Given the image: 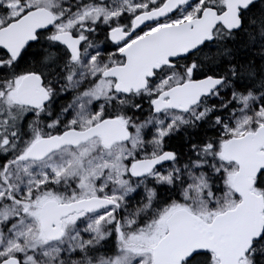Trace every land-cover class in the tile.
Instances as JSON below:
<instances>
[{
	"label": "snow or ice",
	"instance_id": "snow-or-ice-1",
	"mask_svg": "<svg viewBox=\"0 0 264 264\" xmlns=\"http://www.w3.org/2000/svg\"><path fill=\"white\" fill-rule=\"evenodd\" d=\"M0 264H264V0H0Z\"/></svg>",
	"mask_w": 264,
	"mask_h": 264
}]
</instances>
